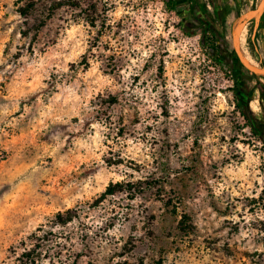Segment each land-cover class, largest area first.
<instances>
[{
  "label": "rangeland",
  "instance_id": "rangeland-1",
  "mask_svg": "<svg viewBox=\"0 0 264 264\" xmlns=\"http://www.w3.org/2000/svg\"><path fill=\"white\" fill-rule=\"evenodd\" d=\"M231 2L225 58L176 0H0V264L35 236L42 264H264V141L228 63L259 0Z\"/></svg>",
  "mask_w": 264,
  "mask_h": 264
},
{
  "label": "trees",
  "instance_id": "trees-1",
  "mask_svg": "<svg viewBox=\"0 0 264 264\" xmlns=\"http://www.w3.org/2000/svg\"><path fill=\"white\" fill-rule=\"evenodd\" d=\"M213 39L216 41V43H215L214 47L212 48V51L217 50V43L220 42V41H218V38L214 36V34H213ZM218 56H220V55H218ZM237 63L235 64V66L229 64V67L236 74L234 92H235L237 107L240 110L242 116L249 123L251 131L257 137H259L262 141H264V121L259 122L258 120H256L254 118L250 108H249V103L253 100L252 97H253V94H254L256 89L260 90L261 95H262V101L264 102V87L261 84H258V86H256V87H253L251 85L245 86L242 82V79H241V74H240L241 70L238 68V65H240L239 59H237ZM248 92H249V95L247 94ZM243 95L247 96L245 104L242 103L241 99H240ZM120 186H121L120 184H117L115 186L112 185V186L108 187L106 192L103 194V198L113 196L116 193H118L117 189L120 188ZM66 214L69 216L66 220H63V217H64L63 214L57 215L56 219L58 221H63L62 224L72 222L73 217L71 215L72 214L71 210H69ZM35 238L37 239V243L35 245H33L32 248L26 249L19 256L18 264H42L43 263V260H42L43 258H42V253H41V245L44 243L45 236H43V237L35 236Z\"/></svg>",
  "mask_w": 264,
  "mask_h": 264
},
{
  "label": "crops",
  "instance_id": "crops-1",
  "mask_svg": "<svg viewBox=\"0 0 264 264\" xmlns=\"http://www.w3.org/2000/svg\"><path fill=\"white\" fill-rule=\"evenodd\" d=\"M169 1V0H167ZM176 0L180 4L184 17H190L191 22L196 26H201V22L194 20L205 19L213 29V34L218 39L226 38V24L230 23L229 16L233 12L232 0H212L215 12H209L203 3L204 0ZM183 18V16H182Z\"/></svg>",
  "mask_w": 264,
  "mask_h": 264
},
{
  "label": "flooded vegetation",
  "instance_id": "flooded-vegetation-1",
  "mask_svg": "<svg viewBox=\"0 0 264 264\" xmlns=\"http://www.w3.org/2000/svg\"><path fill=\"white\" fill-rule=\"evenodd\" d=\"M208 2H209L210 6L212 8V12H215L212 0H208ZM260 2L261 1H259L257 3L256 7L260 4ZM204 4L206 6V3H204ZM256 7H254L253 9H255ZM206 8H208V7L206 6ZM206 18L205 19L204 18L203 19H197V18L194 17V20H196V21L199 20L201 22L202 25L200 27V30L202 31L203 35L207 34L206 32H208V31L213 32V29L208 24V21L206 20ZM183 22L185 23V26L187 28L188 27H192V29H195L194 26H191V24H189L187 17L186 16L184 17V15H183ZM190 23H192V22H190ZM250 23H253V26H252V28L250 30V32H251L250 42H251V44L253 46V52L256 55V59L258 61L259 67L260 68H264V13L262 14V16L260 17V19L258 21L256 30H255V24L256 23L254 21H252ZM250 23H248V25ZM212 52L214 54H217V56L220 55V56L226 58L225 52L223 51V48H222V45H221V42L217 43V50H213ZM228 56L230 57L229 60H228V63L230 65H234L235 66L236 59H238V55H237V53L235 51V48L233 49L232 53L228 54ZM240 65L243 66L241 63H240ZM241 79H243V76H241ZM243 84L245 86H248V84H246L245 82H243ZM247 94L249 95V92ZM240 99H241V102L245 104L247 96L243 95Z\"/></svg>",
  "mask_w": 264,
  "mask_h": 264
},
{
  "label": "water",
  "instance_id": "water-1",
  "mask_svg": "<svg viewBox=\"0 0 264 264\" xmlns=\"http://www.w3.org/2000/svg\"><path fill=\"white\" fill-rule=\"evenodd\" d=\"M264 13V0H261L260 4L253 10L248 11L246 14L240 16L232 26V37H233V45L235 51L238 55L240 63L253 75L258 77H264V68L255 67L249 64L245 58L242 56L241 48H240V31L246 24L254 21L255 30L258 24V21L262 14Z\"/></svg>",
  "mask_w": 264,
  "mask_h": 264
},
{
  "label": "bare ground",
  "instance_id": "bare-ground-1",
  "mask_svg": "<svg viewBox=\"0 0 264 264\" xmlns=\"http://www.w3.org/2000/svg\"><path fill=\"white\" fill-rule=\"evenodd\" d=\"M261 1V0H259ZM248 24L243 27V29L240 32V48L242 52V56L245 58V60L251 64L252 66L259 67V65L254 61L250 54L249 44H248ZM253 108V107H252ZM254 109V108H253Z\"/></svg>",
  "mask_w": 264,
  "mask_h": 264
},
{
  "label": "built area",
  "instance_id": "built-area-1",
  "mask_svg": "<svg viewBox=\"0 0 264 264\" xmlns=\"http://www.w3.org/2000/svg\"><path fill=\"white\" fill-rule=\"evenodd\" d=\"M204 3H206V6L208 7L209 10H212V8H211V6H210L208 0H204Z\"/></svg>",
  "mask_w": 264,
  "mask_h": 264
}]
</instances>
